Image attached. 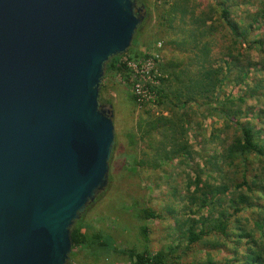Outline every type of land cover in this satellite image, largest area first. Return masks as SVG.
<instances>
[{
  "label": "water",
  "instance_id": "95a60500",
  "mask_svg": "<svg viewBox=\"0 0 264 264\" xmlns=\"http://www.w3.org/2000/svg\"><path fill=\"white\" fill-rule=\"evenodd\" d=\"M144 14L136 0H0V264H66L72 223L107 185L103 65Z\"/></svg>",
  "mask_w": 264,
  "mask_h": 264
},
{
  "label": "trees",
  "instance_id": "16d2710c",
  "mask_svg": "<svg viewBox=\"0 0 264 264\" xmlns=\"http://www.w3.org/2000/svg\"><path fill=\"white\" fill-rule=\"evenodd\" d=\"M186 1L172 0L165 10L162 9L161 20L155 25L156 38L147 39L142 43L146 49L141 54L137 52L136 41L146 17L133 33L126 51L130 58L147 55L152 50L160 53L161 50L150 48V46L151 42L161 43V41L184 57L183 62L166 60L158 64V68L166 74V77L160 78L155 98L158 104L168 101L174 108L180 109V114H175L174 119L163 116L147 120L138 118L135 128L148 134L155 127L169 126L172 131L170 141L174 145L170 151H161L157 156L165 159L172 158L178 153L187 154L186 146L180 140L181 136L187 133L188 119H185L187 117L183 109L193 108L192 113H194L198 98H202L204 102H210V99L214 98L218 110L217 117L222 120V123L221 127H216L217 129L214 127L212 132L226 129L227 122L232 123L235 130L230 141L223 146L222 153L218 155L219 160L232 168L229 171L232 174L239 173L240 179L237 181L236 178L224 175L220 166H216L214 161L209 159L206 161L209 169L206 171L204 180L200 179L202 170H199L193 179L187 178L186 187L191 184L193 188L188 190L185 196L189 204L186 207L189 217L188 214L185 215L184 220L187 221V225L180 233L186 242L182 253L196 243L200 245L199 249L204 250L203 258L201 257L198 264H264V204L257 202L264 196V129L262 127L255 129L248 121H239V116L245 115L240 105L245 97L256 96L260 83H254L253 87L246 89L243 94L236 96L233 100L226 96L217 100L216 97L217 89L223 87L222 82L227 74L232 69H235L237 74L241 72L243 67L238 65L241 59L250 65L253 64L249 59L251 51L256 50L264 54V30H262L264 0H212L204 6ZM155 2L167 5V0ZM145 3L146 0H136L137 6L140 4L145 6ZM197 4L198 10L195 12ZM239 44H243L241 51L238 50ZM163 55L166 54L162 52ZM118 56H111L104 63L102 76L120 73L122 78H126L122 68L115 64ZM239 75L241 76V73ZM99 89L98 103L110 104V99L100 97L102 87ZM127 95L136 106L129 91ZM258 102L256 98V103ZM262 111L256 110L255 117L258 123H260L259 116ZM213 133L212 136H215ZM126 136L129 145H132L133 135L128 132ZM248 166L254 170L252 174L247 173ZM129 168L132 169L133 166ZM203 208L204 213H200ZM247 208L258 214L256 218H250L249 227L239 222V214ZM192 214H198L197 218L194 219ZM139 216L143 221L160 218L159 213L148 207L140 209ZM197 225L198 228H196ZM86 228L87 226L81 224L79 220L72 223L70 252L75 248L84 249L91 246L104 248L105 242L101 240L103 238L101 232L89 227L88 229H91L89 235ZM138 228L142 239L146 240V224L142 223ZM228 240L231 241L229 247L226 243ZM177 248L178 245H175L166 253L159 250L153 254L145 249L141 251L125 249L121 252L126 254L130 264L144 261L154 264H179L177 261L179 256L176 254L175 261H166L167 254L176 253ZM223 248L231 252L230 256L225 255L223 260H213L211 252ZM71 255L73 253L68 255L66 264L71 263Z\"/></svg>",
  "mask_w": 264,
  "mask_h": 264
},
{
  "label": "rangeland",
  "instance_id": "374dc122",
  "mask_svg": "<svg viewBox=\"0 0 264 264\" xmlns=\"http://www.w3.org/2000/svg\"><path fill=\"white\" fill-rule=\"evenodd\" d=\"M171 1L167 0V5H162L163 3L146 0L144 6L146 19L136 41L139 54L146 49L142 45L143 42L156 38L155 25L160 22L163 10L171 4ZM186 2L199 3L204 6L211 3L212 0H187ZM195 9L196 12L198 4ZM155 44L156 42H151L150 48H155ZM242 48L243 44H239L238 50L241 51ZM158 49L161 50V55L162 52L168 56L172 55L170 59L172 58L176 62L184 60L183 55L181 56L180 53L178 55L176 50L170 49L163 41ZM249 59L253 64L247 65V61L244 59H241L238 64L243 67L240 72L242 77L239 75L240 73L237 74L235 69L227 74L226 79L222 82L223 87L217 89L216 97L217 100H221L225 96L233 100L236 96L243 94L246 89L253 87L254 83L259 82L260 87L256 91V96L245 97L244 102L240 105V109L245 115H240L239 121H248L255 129L261 127L264 129V54L253 50L250 52ZM162 62H164L163 56ZM238 79H240L239 82H235ZM100 87H102L100 97L111 101L110 104H105V107L111 105L114 134L108 160L107 185L93 201L86 205L77 220L87 226L85 230L89 235L91 234L89 227L100 231L103 237L101 240L105 242V246L104 248L91 246L90 248L73 249L72 252H69V254L73 253L70 264H129L127 256L121 252L122 250L141 251L145 249L151 254L161 250L166 253L170 247L175 245H178L176 253L167 254V262L175 261L177 257L174 255L176 254L179 256L177 258L179 264H198V261L203 258L204 252L203 249H199L200 245L195 243L182 253L186 242L180 233L187 225L184 217L188 214L186 207L189 205L185 196L188 194V190L193 188L191 184L186 187V181L188 177L193 179L199 170H202L200 179L204 180L206 171L209 169L206 164L208 159L214 161L216 166H220L224 175L239 181V173L229 172L232 168L221 163L218 156L222 153L223 146L230 141L231 135L235 131L234 125L227 122L226 129L215 130L213 133V128L221 127L222 123V120L217 117L216 101L213 97L210 102H204L202 98H198V105L195 107L194 113H192L193 108L183 109L186 112L187 118L185 119H188L187 133L185 136H181L180 140L183 141L188 153H178L172 158H160L157 156L159 152L170 151L174 145L170 141L172 131L169 126L155 127L145 134L143 130H136V120L138 118L147 120L158 116L174 119L175 114H180V109L174 108L168 101H163L162 104L155 101L143 107L134 106L127 95L128 87L116 75L102 76ZM256 98H258V104ZM257 109L263 110L259 116L260 123L255 117ZM128 132L133 135L132 145L128 143L126 136ZM212 133L216 137L212 136ZM132 166L133 168L130 169L129 167ZM250 167L248 166L247 173L252 174L254 170ZM212 177L216 179L214 175ZM257 202L264 204V196ZM146 207L159 213L160 218L143 221L139 213L140 209ZM171 210L172 212H170ZM204 211L203 208L200 213H204ZM197 215L192 214V217L196 219ZM239 215V222L247 227H249L250 218L258 216L256 212L248 208ZM175 221L177 222L175 223ZM183 221L184 224H182ZM142 223H145L147 227L146 240H143L139 233L138 227ZM226 243L228 247L231 245L229 240ZM211 253L213 260L218 261L223 260L225 255L230 256L231 252L223 248Z\"/></svg>",
  "mask_w": 264,
  "mask_h": 264
},
{
  "label": "built area",
  "instance_id": "2783aa9c",
  "mask_svg": "<svg viewBox=\"0 0 264 264\" xmlns=\"http://www.w3.org/2000/svg\"><path fill=\"white\" fill-rule=\"evenodd\" d=\"M158 1V0H152ZM161 47L160 42H156L155 48ZM162 62V55L156 50L150 51L147 55L128 57L126 52L118 56L115 64L120 66L125 72L126 78H122L120 73L116 76L128 87V91L133 97L136 107H143L152 104L156 98V89L160 85V78L166 77L158 64ZM130 264V262H128ZM137 264H154L144 261Z\"/></svg>",
  "mask_w": 264,
  "mask_h": 264
},
{
  "label": "crops",
  "instance_id": "0c3cea01",
  "mask_svg": "<svg viewBox=\"0 0 264 264\" xmlns=\"http://www.w3.org/2000/svg\"><path fill=\"white\" fill-rule=\"evenodd\" d=\"M171 56H172V55H171ZM171 56H168L167 54H166V55H163V57H164V62H165L166 60H169ZM170 60L174 61L172 58H171Z\"/></svg>",
  "mask_w": 264,
  "mask_h": 264
},
{
  "label": "flooded vegetation",
  "instance_id": "af4514ba",
  "mask_svg": "<svg viewBox=\"0 0 264 264\" xmlns=\"http://www.w3.org/2000/svg\"><path fill=\"white\" fill-rule=\"evenodd\" d=\"M139 4V3H138ZM99 105H100V107H102V108H106L105 107V103H99Z\"/></svg>",
  "mask_w": 264,
  "mask_h": 264
}]
</instances>
